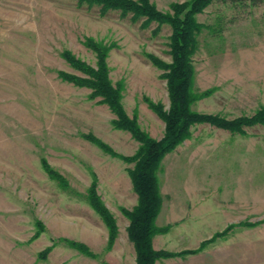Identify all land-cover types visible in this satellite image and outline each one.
<instances>
[{
	"label": "rangeland",
	"instance_id": "1",
	"mask_svg": "<svg viewBox=\"0 0 264 264\" xmlns=\"http://www.w3.org/2000/svg\"><path fill=\"white\" fill-rule=\"evenodd\" d=\"M150 1L170 12L187 0ZM195 20L192 108L253 117L264 107V0H213ZM172 34L169 23L80 0H0V264H131L135 254L137 261L123 211L138 203L129 172L135 163L122 156L140 142L114 125L102 97L60 72L83 75L65 50L96 66L87 40L103 45L127 114L161 138L165 121L149 100L168 110L170 97L165 70L151 58L172 61ZM243 130L194 124L161 160L155 223L165 231L154 247L179 252L207 241L161 264H264V124ZM94 182L118 226L111 246L89 200Z\"/></svg>",
	"mask_w": 264,
	"mask_h": 264
},
{
	"label": "trees",
	"instance_id": "2",
	"mask_svg": "<svg viewBox=\"0 0 264 264\" xmlns=\"http://www.w3.org/2000/svg\"><path fill=\"white\" fill-rule=\"evenodd\" d=\"M90 4H100L104 10L118 9L123 14L133 13L134 18L145 16L148 21L155 20L159 23H169L173 28L171 37L172 61L169 63L152 56V62L165 70L170 107L165 110L160 103L149 100L151 108L165 121V132L161 138H154L145 132L137 122L136 117L127 114L122 104L121 87L114 86L107 65V48L88 38L87 44L97 52V65L92 66L77 58L69 50L63 53L64 58L77 68L83 75H75L61 71L63 78L81 86L92 89V97H102L116 118L113 123L116 127L126 129L132 133L140 146L135 154L122 156L128 162H134V167L129 170L133 186L138 194V203L133 209L123 211L129 218L128 234L134 243L137 252V264H156L164 257L195 253L207 244L202 242L196 249H185L179 252L165 249H156L153 245L155 234L165 231L155 223L162 206V196L159 190L157 169L163 157L171 152L178 144L190 136V129L197 123H210L230 131L244 132V124H264V107L253 117H239L226 119L218 114L195 111L192 103L195 94L192 91L194 82V65L191 59V48L194 42L193 31L199 27L195 14L203 11L213 0H187L181 3H172L171 11L159 10L150 0H80ZM259 0H255L257 4ZM105 151L116 154L112 148L96 137L90 136ZM45 168L51 175L57 173L43 160ZM89 200L94 209L101 215L109 229V246L118 234L116 219L109 208L103 203L96 191L95 182L89 190ZM78 246V243H74ZM81 245V244H80ZM79 245V246H80Z\"/></svg>",
	"mask_w": 264,
	"mask_h": 264
},
{
	"label": "crops",
	"instance_id": "3",
	"mask_svg": "<svg viewBox=\"0 0 264 264\" xmlns=\"http://www.w3.org/2000/svg\"><path fill=\"white\" fill-rule=\"evenodd\" d=\"M136 252V251H135ZM201 252H199V253H197L196 255H192V254H190V255H187V256H190V258L191 257H194V256H201ZM131 264H137V261H136V254H135V257H132V259H131ZM156 264H161V262H160V260H157L156 261Z\"/></svg>",
	"mask_w": 264,
	"mask_h": 264
}]
</instances>
